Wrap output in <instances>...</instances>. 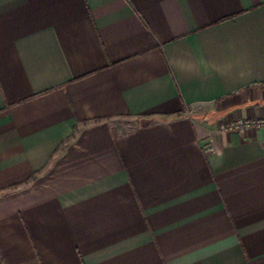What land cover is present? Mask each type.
<instances>
[{"label":"crops","instance_id":"obj_1","mask_svg":"<svg viewBox=\"0 0 264 264\" xmlns=\"http://www.w3.org/2000/svg\"><path fill=\"white\" fill-rule=\"evenodd\" d=\"M242 118L264 0H0V264H264Z\"/></svg>","mask_w":264,"mask_h":264},{"label":"built area","instance_id":"obj_2","mask_svg":"<svg viewBox=\"0 0 264 264\" xmlns=\"http://www.w3.org/2000/svg\"><path fill=\"white\" fill-rule=\"evenodd\" d=\"M264 126V119L262 120H243V118L235 123H232L230 125L223 126V129L225 130H232V131H239V132H245L253 127H261Z\"/></svg>","mask_w":264,"mask_h":264},{"label":"rangeland","instance_id":"obj_3","mask_svg":"<svg viewBox=\"0 0 264 264\" xmlns=\"http://www.w3.org/2000/svg\"><path fill=\"white\" fill-rule=\"evenodd\" d=\"M193 112H194V113H196L197 111H196V112H195V111H193Z\"/></svg>","mask_w":264,"mask_h":264}]
</instances>
